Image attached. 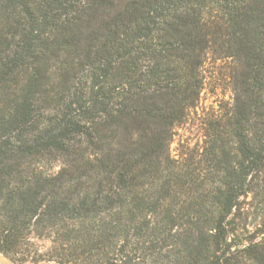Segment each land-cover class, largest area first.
<instances>
[{
    "label": "trees",
    "instance_id": "obj_1",
    "mask_svg": "<svg viewBox=\"0 0 264 264\" xmlns=\"http://www.w3.org/2000/svg\"><path fill=\"white\" fill-rule=\"evenodd\" d=\"M232 97L170 153L203 65ZM264 0H0V254L264 264Z\"/></svg>",
    "mask_w": 264,
    "mask_h": 264
},
{
    "label": "rangeland",
    "instance_id": "obj_2",
    "mask_svg": "<svg viewBox=\"0 0 264 264\" xmlns=\"http://www.w3.org/2000/svg\"><path fill=\"white\" fill-rule=\"evenodd\" d=\"M226 63L222 60L208 59L203 65L204 84L197 107L192 109L187 119L175 128L170 153L177 157L200 149L203 143V120L206 115L217 112L220 106L231 102L232 92L226 72ZM246 221L261 222L262 210L254 205H246ZM0 264H13L0 254Z\"/></svg>",
    "mask_w": 264,
    "mask_h": 264
}]
</instances>
